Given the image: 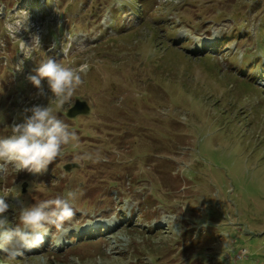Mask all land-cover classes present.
Here are the masks:
<instances>
[{
  "label": "rangeland",
  "instance_id": "1",
  "mask_svg": "<svg viewBox=\"0 0 264 264\" xmlns=\"http://www.w3.org/2000/svg\"><path fill=\"white\" fill-rule=\"evenodd\" d=\"M47 57L89 65L56 113L79 147L41 173L0 162V196L18 224L83 194L61 242L0 264H264V0H0V136L49 102L27 79ZM76 99L91 111L68 118Z\"/></svg>",
  "mask_w": 264,
  "mask_h": 264
},
{
  "label": "clouds",
  "instance_id": "2",
  "mask_svg": "<svg viewBox=\"0 0 264 264\" xmlns=\"http://www.w3.org/2000/svg\"><path fill=\"white\" fill-rule=\"evenodd\" d=\"M33 42L40 45L39 37L34 36ZM32 47L33 43L30 47L26 46L27 51H23L27 59L33 58ZM66 52L67 50L63 49V53ZM88 70L87 63L79 67H69L52 57L39 61L38 67L34 69L35 74L29 75L27 79L38 89L36 95L46 98L49 102L46 105L38 103L24 107L20 122H13L7 128L10 130L9 135L0 136V162H3V166L11 165L17 172L41 173L58 158L63 157L67 146L79 147L76 131L70 129L56 113L71 101L76 90L84 83L83 75H86ZM45 80L47 91L42 85ZM99 159V153L95 158L90 153H84L75 156L73 163H98ZM11 191L17 192L18 189L13 188ZM82 194L67 190L63 195L22 205L18 224L9 219L11 205L6 200L7 195L0 196V252L9 260H15L23 256L25 250L42 246L45 236L52 234L53 229L56 233L54 239L66 235L71 230L76 216L73 202ZM57 242L61 241L57 239ZM72 260L74 264H81L78 257H72ZM95 264L107 262L101 257H96Z\"/></svg>",
  "mask_w": 264,
  "mask_h": 264
},
{
  "label": "water",
  "instance_id": "3",
  "mask_svg": "<svg viewBox=\"0 0 264 264\" xmlns=\"http://www.w3.org/2000/svg\"><path fill=\"white\" fill-rule=\"evenodd\" d=\"M91 111L89 104L84 100L76 99L73 105L67 110L68 118H75L79 115H88Z\"/></svg>",
  "mask_w": 264,
  "mask_h": 264
}]
</instances>
